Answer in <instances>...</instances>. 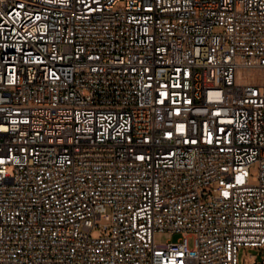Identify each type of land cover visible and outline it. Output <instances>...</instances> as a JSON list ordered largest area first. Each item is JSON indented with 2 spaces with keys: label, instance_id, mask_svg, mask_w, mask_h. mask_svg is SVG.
<instances>
[{
  "label": "built area",
  "instance_id": "2783aa9c",
  "mask_svg": "<svg viewBox=\"0 0 264 264\" xmlns=\"http://www.w3.org/2000/svg\"><path fill=\"white\" fill-rule=\"evenodd\" d=\"M243 246L264 250V0H0V264Z\"/></svg>",
  "mask_w": 264,
  "mask_h": 264
},
{
  "label": "rangeland",
  "instance_id": "374dc122",
  "mask_svg": "<svg viewBox=\"0 0 264 264\" xmlns=\"http://www.w3.org/2000/svg\"><path fill=\"white\" fill-rule=\"evenodd\" d=\"M256 169V165L253 166L252 170L254 171ZM93 235H99L98 229L93 230ZM181 237V234L179 233H172L169 231H163L159 232L156 234V241L161 243V242H167L169 240L172 241H177ZM190 245L193 246V239L190 238ZM249 254H255L258 256V259L261 260L263 255H264V250L259 249V248H254V247H248V246H243L240 248L239 251V259H240V264H248Z\"/></svg>",
  "mask_w": 264,
  "mask_h": 264
}]
</instances>
